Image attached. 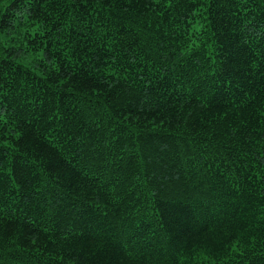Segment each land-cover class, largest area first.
<instances>
[{
    "label": "trees",
    "instance_id": "trees-1",
    "mask_svg": "<svg viewBox=\"0 0 264 264\" xmlns=\"http://www.w3.org/2000/svg\"><path fill=\"white\" fill-rule=\"evenodd\" d=\"M0 33V264H264L262 0H8Z\"/></svg>",
    "mask_w": 264,
    "mask_h": 264
},
{
    "label": "snow or ice",
    "instance_id": "snow-or-ice-1",
    "mask_svg": "<svg viewBox=\"0 0 264 264\" xmlns=\"http://www.w3.org/2000/svg\"><path fill=\"white\" fill-rule=\"evenodd\" d=\"M157 2H159V0H157ZM262 2H264V0H262ZM7 3H8V0H0V8L6 7ZM7 47H8V44L6 43L5 35L3 33H0V53H2L3 50L6 49ZM45 47H47V46H45ZM10 55L11 54L3 56V59L7 60ZM32 60L37 61V62L44 61L45 55H44L43 50L37 51V53L32 57ZM25 67H27V65H25ZM65 76H66V74H65ZM62 83L64 84V86L66 88L68 87L67 79L63 80ZM0 87H3V85L0 84ZM0 119H2V117H0ZM124 130H126V129H122V131H124ZM8 147H9V145H7V144H0V149H5ZM2 175H3V166H2V163H0V176H2ZM93 243L102 245L105 243V241L102 238H100V239L94 240Z\"/></svg>",
    "mask_w": 264,
    "mask_h": 264
}]
</instances>
